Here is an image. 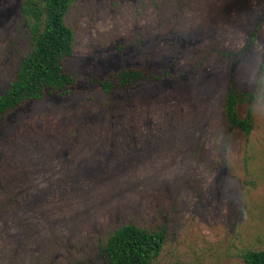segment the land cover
Instances as JSON below:
<instances>
[{
  "label": "rangeland",
  "instance_id": "374dc122",
  "mask_svg": "<svg viewBox=\"0 0 264 264\" xmlns=\"http://www.w3.org/2000/svg\"><path fill=\"white\" fill-rule=\"evenodd\" d=\"M20 7L0 0V93L30 50ZM66 22L77 83L0 132V264H105L129 223L165 227L153 264L264 250V0H76ZM131 65L154 74L103 89ZM232 78L255 94L250 135L224 111Z\"/></svg>",
  "mask_w": 264,
  "mask_h": 264
},
{
  "label": "trees",
  "instance_id": "16d2710c",
  "mask_svg": "<svg viewBox=\"0 0 264 264\" xmlns=\"http://www.w3.org/2000/svg\"><path fill=\"white\" fill-rule=\"evenodd\" d=\"M76 0H21V22L28 32L29 52L23 57L15 78L0 93V132L11 115L29 102L41 101L51 94L66 96L77 83V75L66 63L74 53L76 36L66 22ZM253 40V39H252ZM264 72V59L261 64ZM154 74L145 65L128 66L104 76L103 89L130 91L136 84ZM255 94L242 91L231 79L224 102L229 123L246 135L254 129L253 103ZM250 105L244 117L238 115V105ZM166 239L165 227L148 229L133 223L113 230L102 248L105 264H153ZM243 264H264V250L247 249Z\"/></svg>",
  "mask_w": 264,
  "mask_h": 264
}]
</instances>
